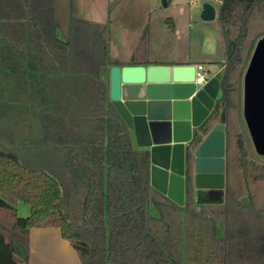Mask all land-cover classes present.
Here are the masks:
<instances>
[{"label":"trees","instance_id":"trees-1","mask_svg":"<svg viewBox=\"0 0 264 264\" xmlns=\"http://www.w3.org/2000/svg\"><path fill=\"white\" fill-rule=\"evenodd\" d=\"M76 1L0 0V264H29L17 245L28 258L33 228L60 229L82 264H264V197L253 190L239 132L241 178H230L228 160L230 115L241 111L264 39V0H222L224 97L202 133L225 125L224 199L191 203L190 171L183 207L151 186L148 153L133 151L108 101L103 72L120 65L109 58L108 27L79 18ZM129 63L155 64L148 29ZM19 202L28 218L18 216Z\"/></svg>","mask_w":264,"mask_h":264},{"label":"water","instance_id":"water-1","mask_svg":"<svg viewBox=\"0 0 264 264\" xmlns=\"http://www.w3.org/2000/svg\"><path fill=\"white\" fill-rule=\"evenodd\" d=\"M201 19H216L212 4H204ZM195 76V65L114 66L110 70V100L129 130L133 151L149 155L151 186L181 207L190 171L196 202L205 204L203 196L217 192L224 199L225 190V125L202 133L224 94L220 79L197 86ZM243 111L253 144L264 156V39L258 42L245 74ZM17 249L25 255L22 247Z\"/></svg>","mask_w":264,"mask_h":264},{"label":"rangeland","instance_id":"rangeland-1","mask_svg":"<svg viewBox=\"0 0 264 264\" xmlns=\"http://www.w3.org/2000/svg\"><path fill=\"white\" fill-rule=\"evenodd\" d=\"M79 1L77 0L75 4L77 16L93 19V12L90 11L91 9L89 10L91 5L86 6L85 3L81 4ZM107 1L112 3L115 0ZM164 2H166L167 6L169 5L168 8L165 7ZM190 3H198L201 5L202 2L201 0H123L112 11H108L103 5L101 11L98 12V16H101V20L103 21L104 19L106 24H108V50L110 60L117 63L129 62V55L135 52L143 32L147 29L150 32V46L152 38L150 51H152L156 59H163L172 53L183 55L189 52L193 53L197 59L202 58V47L205 45V38L208 32L216 31L214 30L215 25H210L213 24L211 22L202 21L199 15L193 10L190 12L194 19L190 22L184 12L185 9L188 10L190 8ZM150 15H153L150 21L151 26H142L148 23ZM167 19H172L173 21L167 22ZM175 26L179 33H181L180 35H175ZM206 45L208 46V43ZM215 59H220V61L225 59L222 46H219ZM206 65L208 69H211V66H216L217 69H220L222 66L219 62H206ZM211 71L209 77L213 76L214 71ZM243 108L244 98L241 111L238 113L233 111L230 115L233 137L232 148L228 155L231 166L230 178L235 180L236 178H241L243 174L240 166L242 152L239 150L237 142V133L239 132L244 136V147L248 154V167L246 169L253 183V190L259 197H264V156L259 155L260 147H257V145L254 146L253 144L245 122ZM249 162L251 164L254 162L255 168ZM194 201L195 199L192 198L191 203ZM248 201L247 197L242 200L244 204H248ZM21 212L23 211L21 210ZM152 214L157 215V212L153 208ZM219 235L221 236V227Z\"/></svg>","mask_w":264,"mask_h":264},{"label":"crops","instance_id":"crops-1","mask_svg":"<svg viewBox=\"0 0 264 264\" xmlns=\"http://www.w3.org/2000/svg\"><path fill=\"white\" fill-rule=\"evenodd\" d=\"M81 4L85 3L86 6H90V11L93 12V19L87 18V17H79L81 19H86L88 21L99 23L102 25H105L108 27V24H106V21L101 20V16H98V12L101 11V7L104 5L105 8L109 11L110 10V3L109 1L105 0H80L79 3ZM100 2H102L100 4ZM106 2V3H105ZM201 5L198 3H190V8L185 9V15L188 17V20L191 22L194 17L191 14V10H193L196 14L199 15L201 18V14L203 11V6L205 3H210L214 6L216 10V19L212 21L210 25H215L216 31H210L207 34V37L205 38V45L202 47V54L203 57L200 59H197V57L193 53L188 54H176L172 53L163 59H156L152 51H150V60L151 62L155 64L151 65H143V66H176V65H199L203 64L208 73V77L211 74V70L214 71L213 76L209 77L211 78H218L220 79L222 77V74L224 72V64L226 61V55L225 59H215V55L217 54L219 46H222V50L225 53L224 48V42L221 34L220 25L218 22L219 13L222 7V0H201ZM80 6V5H79ZM169 6V5H168ZM167 6V8H168ZM79 10V8H78ZM188 11V12H187ZM79 16V15H78ZM98 18V19H97ZM153 15H150L148 23L143 24L142 26L150 27V21L152 20ZM100 19V20H99ZM171 21L172 19H167ZM202 20V19H201ZM173 21V20H172ZM203 21V20H202ZM205 22V21H204ZM175 35H180L179 31L177 30V27L175 26ZM58 34L63 37L62 32L58 30ZM153 37V36H152ZM208 43V46L206 45ZM152 47V38H151V46ZM129 55L130 59L132 57ZM129 59V60H130ZM198 60V61H197ZM198 62V63H197ZM206 62H219L221 63V68L217 69L216 66H211V69H208ZM121 67L125 66H134L130 65L129 62L119 63ZM112 66L108 65L106 67V83L108 85V101L112 104L110 100V70ZM15 209L17 211V214L21 218H28L31 213V208L25 203L19 202L15 205ZM21 210L23 212H21ZM18 253L21 257L24 259H28L29 264H82L77 251L74 249L72 244L66 240L63 239L60 229L58 228H33L30 231V253L29 257L27 258L26 255H23L22 252L18 250Z\"/></svg>","mask_w":264,"mask_h":264},{"label":"built area","instance_id":"built-area-1","mask_svg":"<svg viewBox=\"0 0 264 264\" xmlns=\"http://www.w3.org/2000/svg\"><path fill=\"white\" fill-rule=\"evenodd\" d=\"M195 67H196V76L194 83L197 86H203L206 84V82L209 79L206 68L203 64L195 65Z\"/></svg>","mask_w":264,"mask_h":264},{"label":"flooded vegetation","instance_id":"flooded-vegetation-1","mask_svg":"<svg viewBox=\"0 0 264 264\" xmlns=\"http://www.w3.org/2000/svg\"><path fill=\"white\" fill-rule=\"evenodd\" d=\"M262 115H259L258 118L261 119ZM257 119V117H255ZM225 191V190H224ZM203 197H206V202L205 204H208V203H214V202H217L219 200H221V193L220 192H217V193H212V194H206L204 195ZM201 204V202H198Z\"/></svg>","mask_w":264,"mask_h":264}]
</instances>
